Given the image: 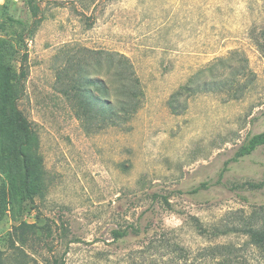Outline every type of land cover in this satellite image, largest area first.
<instances>
[{"label":"rangeland","instance_id":"1","mask_svg":"<svg viewBox=\"0 0 264 264\" xmlns=\"http://www.w3.org/2000/svg\"><path fill=\"white\" fill-rule=\"evenodd\" d=\"M29 26L19 107L34 128L42 183L30 198L3 88L4 264H49L51 246L65 264H210L201 250L220 244L240 247L242 264H264L248 235L219 231L240 216L264 217V145L234 159L264 131V0H0V36L17 42ZM100 50L129 57L145 96L126 123L87 130L68 91L74 78H106ZM132 226L141 233L114 238Z\"/></svg>","mask_w":264,"mask_h":264},{"label":"trees","instance_id":"2","mask_svg":"<svg viewBox=\"0 0 264 264\" xmlns=\"http://www.w3.org/2000/svg\"><path fill=\"white\" fill-rule=\"evenodd\" d=\"M10 22L24 24L23 20L7 16ZM31 33V26L22 30L18 35V41L24 48H21L13 38L0 36V92L6 89L7 100L13 110L14 119L23 137V148L20 153L23 157L26 179L25 188L27 195L32 198V191L40 187L42 183V172L39 168V158L35 151L34 128L31 121L23 110L19 107V100L23 97L25 91V81L29 74L28 50L26 45V36ZM22 52L20 57L19 69L15 67L17 55ZM97 68L106 74V78L100 77H81L74 78L68 95L77 98L76 113L85 129L89 130L93 126H120L126 123L142 106L145 96L141 80L136 75L133 63L128 56L121 52H111L100 50L97 52ZM91 59V57H89ZM89 65H93L89 64ZM183 86L190 90L192 85L197 82V78H191ZM114 98V99H113ZM264 145V131L255 133L246 138L242 145L235 152L234 159L248 156L259 146ZM252 187H261L259 183L247 182ZM168 203V200H165ZM34 225V224H29ZM42 228L47 239L53 233L49 223H45ZM139 226L132 228H117L113 230L115 239H123L130 235L141 233ZM220 233L242 232L249 236L250 242L264 249V217L258 218L256 214L249 217L240 216L239 219L227 224L226 228L219 230ZM148 244L156 247L151 239ZM162 245V244H161ZM52 256L48 260L49 264H65V256L53 253L56 246H51ZM183 251L184 257H189V252L185 248L175 245V249ZM240 247L220 244L201 250V254L212 259L210 264H242L237 260L236 254ZM0 264H4L2 251H0ZM16 264H25L23 260L18 259ZM151 264H161L152 262Z\"/></svg>","mask_w":264,"mask_h":264}]
</instances>
